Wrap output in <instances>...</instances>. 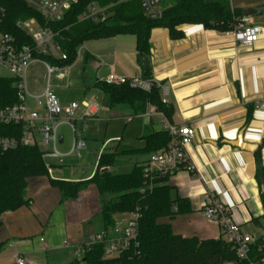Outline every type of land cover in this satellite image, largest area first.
<instances>
[{"label": "crops", "instance_id": "obj_1", "mask_svg": "<svg viewBox=\"0 0 264 264\" xmlns=\"http://www.w3.org/2000/svg\"><path fill=\"white\" fill-rule=\"evenodd\" d=\"M173 2L167 0L162 7ZM230 3L232 9L239 10L264 7V0H230ZM253 18L262 26V33L251 46L238 44L223 29L208 28L201 23L179 24L176 27L180 32L178 36H172L166 27H154L150 32L152 79L160 88L161 97L173 108L168 120L178 126L190 125L196 130L194 142L187 148L193 171L181 166L169 174L166 181L170 195L178 201L176 205L180 209L170 223L174 232L184 237L226 239L220 226L206 219L201 211L210 194L233 207V219L244 232L257 236L264 232V110L259 107L264 101V20L261 14L253 15ZM83 44L76 61L65 71L67 82L64 87L68 86L67 89L56 86L62 102L79 100L72 98L68 90L70 75L75 66L80 65L79 77L88 81L80 100L98 98L102 100V106L105 105L104 108L100 105L98 115L91 121L93 125L103 121L109 124L113 119L124 123L119 135L103 141L99 157L103 152L124 151L127 152L124 154L137 156L130 170L139 162L146 164L150 153L131 150L144 146L143 136L149 129L164 130L160 116L149 115L147 109L133 115V109L128 105L112 106L109 96L94 87L96 81L111 73L142 77L137 36L117 34L87 40ZM135 119H140L142 125L136 134H131L133 143H127L119 150L126 128ZM63 127L69 129L66 125L60 127L59 144L64 146L61 150L67 152L72 133L69 129L67 143ZM113 141L116 143L107 150ZM85 153L90 155L92 149L88 147ZM122 164L119 160V166ZM68 166L65 164L58 169L63 173ZM71 173L74 174L73 168ZM29 196L32 199L30 206L2 216L0 242L5 241L6 245L0 251V264H13L18 254L25 255L29 264H71L74 261L84 264V252L79 247L89 241L91 234L103 229L100 211L114 195L100 193L94 184L86 182L77 197L62 202L60 192L43 178L30 187ZM57 211L61 212L65 229V239L60 245L54 238ZM66 240L68 246L64 244ZM43 251L50 256L34 258Z\"/></svg>", "mask_w": 264, "mask_h": 264}, {"label": "trees", "instance_id": "obj_2", "mask_svg": "<svg viewBox=\"0 0 264 264\" xmlns=\"http://www.w3.org/2000/svg\"><path fill=\"white\" fill-rule=\"evenodd\" d=\"M173 4L163 9L160 18H149L145 15L139 0H79L63 17L49 26L57 33L56 40L66 59H53L59 66L72 65L78 56V47L87 40L105 38L117 34L132 33L137 36L138 61L142 67V77L152 79L150 64L144 66L142 58L150 60V32L154 27L169 28L172 36L180 35L176 29L182 23H201L208 28L231 29L242 10L232 9L230 0H173ZM91 4L106 7L107 17L103 21L91 19L80 20L81 14ZM0 7L6 9L4 29L21 37L27 42L23 32L16 27L20 18L36 17L42 20L39 13L18 0H0ZM264 16V7L259 9ZM46 59L51 60L49 57ZM110 98L114 105H128L133 115L144 113L148 104L155 106L171 119L173 108L162 102L160 88L154 86L152 91L125 84H106L98 80L94 83ZM16 101V89L12 79H0V107ZM6 133H9L8 130ZM144 146L132 152L154 153L165 148L170 135L166 130L149 129L143 136ZM127 153V152H120ZM119 152H103L98 160L97 169L87 181H68L53 179L49 176L41 151L38 147L26 146L8 151L0 164V227L2 216L30 206V187L43 178L61 194L66 201L79 195L84 183L94 184L100 193H112L114 197L103 204L100 219L103 229L112 227L116 215L139 211L138 244L126 255L107 259L104 257V245L95 244L86 249L83 255L84 264H221L234 261L237 256L231 244L222 237L218 239H199L184 237L174 232L170 220L180 211L177 200L170 195V186L166 183L168 174L156 173L149 180L144 174L145 164H135L125 173L115 171L119 167ZM261 170H258L260 174ZM152 185L150 187L149 185ZM264 206V192L262 193ZM176 206L178 208H176ZM264 220V214L262 216ZM6 245L0 242V251ZM259 244L254 246L252 256H256ZM71 264H80L74 261Z\"/></svg>", "mask_w": 264, "mask_h": 264}, {"label": "built area", "instance_id": "obj_3", "mask_svg": "<svg viewBox=\"0 0 264 264\" xmlns=\"http://www.w3.org/2000/svg\"><path fill=\"white\" fill-rule=\"evenodd\" d=\"M35 9L42 20L36 17L20 18L16 27L29 39L21 37L4 29L6 9L0 7V79L13 80L16 89V101L0 107V164L2 157L8 151L19 147L34 146L41 151V156L48 172L65 165L67 157L82 158L83 151H87L85 130L98 115L100 103L95 98H83L63 103L56 87L51 82L53 73L59 80L66 78L68 66H59L53 59H66L56 40L57 33L49 26L50 23L60 21L65 14L79 0H18ZM167 0H139L143 11L149 18H160L163 15L162 4ZM106 7L97 4L88 6L80 20L91 19L103 21L107 17ZM235 42L244 46H251L259 40L262 26L254 21L253 15H241L236 18L231 29L227 30ZM45 57L51 58V60ZM41 61L47 68V80L44 88L33 91L28 84V71L33 63ZM101 81L106 84H125L152 91L154 79L141 76L127 77L109 74ZM66 89L68 86H65ZM168 105V100L162 98ZM259 107L264 110V101ZM147 113L158 115L164 124V130L170 135L168 145L152 153L144 167V174L149 180L156 173L172 174L177 168L184 166L193 171L188 162L187 148L194 142L196 130L190 125L178 126L171 123L165 113L155 106L148 104ZM79 123V124H78ZM66 125L72 133L70 150L63 152L59 148V130ZM8 130L9 133H6ZM103 150H101L102 152ZM152 187V185H149ZM233 207L221 202L212 194L207 195L201 211L206 219L220 226L237 256V262L247 264H264V232L254 235L244 232L233 219ZM139 211H133L118 218L115 224L91 234L89 241L80 246L82 252L95 244L104 245V257L118 258L126 255L138 244ZM259 244L256 256H252L254 246ZM69 245L68 240L64 242ZM13 264H29L27 257L18 254ZM221 264H236L226 261Z\"/></svg>", "mask_w": 264, "mask_h": 264}, {"label": "rangeland", "instance_id": "obj_4", "mask_svg": "<svg viewBox=\"0 0 264 264\" xmlns=\"http://www.w3.org/2000/svg\"><path fill=\"white\" fill-rule=\"evenodd\" d=\"M172 2V0H170ZM264 20L263 18H261ZM84 48V44H81L78 47V54L79 51ZM81 71L80 65L75 66L74 71L70 75V89L68 90L70 96L72 98L81 99L83 96L84 91L86 90V85L88 84V81H85L79 77ZM56 73L52 74L51 82L56 87L61 86L65 89L64 85L67 82L66 78L59 80L56 78ZM47 68L41 61H36L33 63L28 71V84L31 90H39V88L42 87V85L45 84L47 80ZM69 77V75H68ZM68 96V95H67ZM98 103H100L101 107L104 108L105 105L102 106V100L97 98ZM126 121V120H125ZM109 123V122H108ZM79 124V123H78ZM123 121H117V119L110 120V123L107 124L106 121H103L102 123L98 125H93V122H89V126L85 130V136L86 137V145L87 149L88 147L92 149V153L90 155H87L83 151L82 158H74L72 156L66 158V165H69L68 167L64 168V172L62 173L58 168H54L52 171L49 172L50 177H56V178H63L67 180H82V179H88L90 178L97 169V159L99 157V151L102 148L103 141L107 140L110 137H114L116 135H119L122 131L123 127ZM137 125V127L135 126ZM140 125H142V121L140 119H135L132 123L129 124V126L126 128L124 132V139L123 142L119 148V150L124 149L125 145L127 143H133L134 139L131 136L132 133L136 134L138 131V128H140ZM157 126V123H156ZM134 128V129H133ZM63 132H65V135L67 137V143L69 140V129L63 127L61 128ZM93 136L94 138H91ZM88 138V139H87ZM116 141H113L109 144V148L107 150L111 149V145L115 144ZM63 145L59 144V148L63 149ZM120 153V152H119ZM119 160L123 161L122 166L115 167V171L119 173H125L130 170L132 165L136 163V155H128L120 153L118 156ZM71 168H73L74 174L71 173ZM61 209H58V211ZM56 212L54 215V224H57L56 228V234L54 238L57 240L58 245L62 244V240L65 239L64 227H63V217L61 219L60 213ZM62 216V215H61ZM125 216V215H123ZM102 223V221H101ZM61 233V234H60ZM45 235V234H44ZM47 256H50V253L46 254V252H41L40 254L34 255V258H47Z\"/></svg>", "mask_w": 264, "mask_h": 264}, {"label": "water", "instance_id": "obj_5", "mask_svg": "<svg viewBox=\"0 0 264 264\" xmlns=\"http://www.w3.org/2000/svg\"><path fill=\"white\" fill-rule=\"evenodd\" d=\"M242 12H243L244 15H257V14H259V10L255 9V8L243 9ZM142 63L144 64V66H148L149 65V62H148L147 58H142ZM154 84L157 85L156 82H154Z\"/></svg>", "mask_w": 264, "mask_h": 264}]
</instances>
